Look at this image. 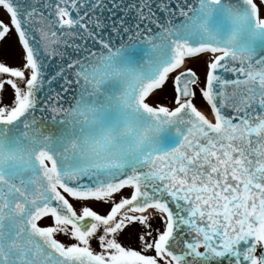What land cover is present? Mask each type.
I'll use <instances>...</instances> for the list:
<instances>
[{
	"label": "snow or ice",
	"instance_id": "1",
	"mask_svg": "<svg viewBox=\"0 0 264 264\" xmlns=\"http://www.w3.org/2000/svg\"><path fill=\"white\" fill-rule=\"evenodd\" d=\"M0 9V264H264V0Z\"/></svg>",
	"mask_w": 264,
	"mask_h": 264
},
{
	"label": "rangeland",
	"instance_id": "2",
	"mask_svg": "<svg viewBox=\"0 0 264 264\" xmlns=\"http://www.w3.org/2000/svg\"><path fill=\"white\" fill-rule=\"evenodd\" d=\"M0 51L10 53V54L6 53V55H0V61L6 62L9 66H18L21 64L20 46L17 40L14 38L13 33L9 34L6 37V39H4L2 43H0ZM11 55H13L15 59H12V57H10ZM189 66L194 67L201 74V78L203 79V74L205 72V64L203 60L190 62ZM6 91H7V95H6V100H7V98L11 96V89L8 88ZM153 100L158 102H163L167 105H171L172 95L170 90L167 91L166 93L157 94L156 96L153 97ZM197 104L198 107H201L203 110L207 112V106L202 98H198ZM72 202L73 204L77 203L75 201ZM131 236L132 235H130V237ZM60 238L65 239L62 236Z\"/></svg>",
	"mask_w": 264,
	"mask_h": 264
},
{
	"label": "flooded vegetation",
	"instance_id": "3",
	"mask_svg": "<svg viewBox=\"0 0 264 264\" xmlns=\"http://www.w3.org/2000/svg\"><path fill=\"white\" fill-rule=\"evenodd\" d=\"M0 19L5 20V22L8 21V16H7V14L2 9H0ZM12 33H13L14 38L17 40V37H16L15 32L13 31ZM5 53H8V52H5ZM8 54H10V53H8ZM13 55H11L10 57H12V59H15ZM74 206H76L79 209V205L77 203H75ZM95 207H96L97 210L103 212V211H105V209H106L107 206L95 205ZM154 226H156V222H154ZM130 235H132V236L130 237ZM121 239L126 244L131 243V244H133V246H137L135 237L131 233L122 236ZM94 247H95V244H94Z\"/></svg>",
	"mask_w": 264,
	"mask_h": 264
},
{
	"label": "water",
	"instance_id": "4",
	"mask_svg": "<svg viewBox=\"0 0 264 264\" xmlns=\"http://www.w3.org/2000/svg\"><path fill=\"white\" fill-rule=\"evenodd\" d=\"M124 38L127 39L126 36H125ZM115 42H116L117 44H119L120 41H119V39L117 38V39L115 40ZM52 87H53V88H58L57 84H55V83L52 85ZM40 95L43 96L44 93H41ZM38 115H39V113H38Z\"/></svg>",
	"mask_w": 264,
	"mask_h": 264
}]
</instances>
